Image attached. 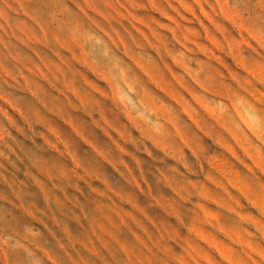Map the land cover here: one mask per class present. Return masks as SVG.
Segmentation results:
<instances>
[{"label":"rangeland","instance_id":"obj_1","mask_svg":"<svg viewBox=\"0 0 264 264\" xmlns=\"http://www.w3.org/2000/svg\"><path fill=\"white\" fill-rule=\"evenodd\" d=\"M0 264H264V0H0Z\"/></svg>","mask_w":264,"mask_h":264}]
</instances>
